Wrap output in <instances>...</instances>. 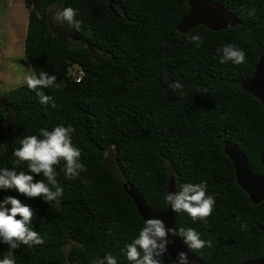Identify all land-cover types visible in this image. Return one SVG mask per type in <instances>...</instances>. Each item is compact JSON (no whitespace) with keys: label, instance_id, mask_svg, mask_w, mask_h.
Returning <instances> with one entry per match:
<instances>
[{"label":"trees","instance_id":"obj_1","mask_svg":"<svg viewBox=\"0 0 264 264\" xmlns=\"http://www.w3.org/2000/svg\"><path fill=\"white\" fill-rule=\"evenodd\" d=\"M215 1L242 23L181 34L189 0H25L35 78L0 103V264H175L124 188L165 212L172 177L200 259L264 258V201L224 151L263 173L264 104L240 82L264 53V0Z\"/></svg>","mask_w":264,"mask_h":264},{"label":"water","instance_id":"obj_2","mask_svg":"<svg viewBox=\"0 0 264 264\" xmlns=\"http://www.w3.org/2000/svg\"><path fill=\"white\" fill-rule=\"evenodd\" d=\"M189 5L188 14L178 24L177 29L181 34H187L199 25L220 31L234 28L242 23V20L235 13L229 11L224 4L218 1L189 0ZM77 39L79 38L77 37ZM89 47L91 46L89 45ZM240 86L264 104V53L256 64L253 76L242 80ZM3 118H5L4 115L0 122ZM224 151L235 165L238 184L248 193L252 203L260 204L264 201V171L262 174L253 173L247 156L237 144L225 143ZM261 161L264 168V146ZM124 188L135 202L142 218L162 235L167 254L175 264H207L199 258L177 226L179 196L175 178H170L167 186L168 208L165 212H158L151 208L144 196L130 182H126ZM242 264H264V258L248 260Z\"/></svg>","mask_w":264,"mask_h":264},{"label":"rangeland","instance_id":"obj_3","mask_svg":"<svg viewBox=\"0 0 264 264\" xmlns=\"http://www.w3.org/2000/svg\"><path fill=\"white\" fill-rule=\"evenodd\" d=\"M54 24L58 27L59 8L53 6ZM29 9L25 0H0V103L4 93L35 78L32 67L24 57L25 38L28 26ZM70 42H76L77 36L68 37ZM9 113L11 110L8 109ZM106 162L119 175L116 169V156L113 147L106 150Z\"/></svg>","mask_w":264,"mask_h":264},{"label":"built area","instance_id":"obj_4","mask_svg":"<svg viewBox=\"0 0 264 264\" xmlns=\"http://www.w3.org/2000/svg\"><path fill=\"white\" fill-rule=\"evenodd\" d=\"M70 74L73 75V78L76 82H80L85 71L81 68L79 64H74L70 66Z\"/></svg>","mask_w":264,"mask_h":264}]
</instances>
